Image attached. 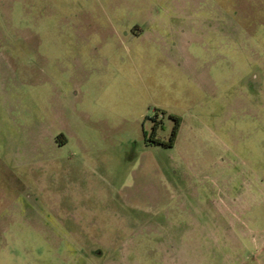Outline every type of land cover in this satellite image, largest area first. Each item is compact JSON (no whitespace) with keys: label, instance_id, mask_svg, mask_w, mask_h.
Listing matches in <instances>:
<instances>
[{"label":"rangeland","instance_id":"rangeland-1","mask_svg":"<svg viewBox=\"0 0 264 264\" xmlns=\"http://www.w3.org/2000/svg\"><path fill=\"white\" fill-rule=\"evenodd\" d=\"M0 264H264V0H0Z\"/></svg>","mask_w":264,"mask_h":264},{"label":"trees","instance_id":"trees-1","mask_svg":"<svg viewBox=\"0 0 264 264\" xmlns=\"http://www.w3.org/2000/svg\"><path fill=\"white\" fill-rule=\"evenodd\" d=\"M169 119L173 121L174 125L169 137L168 141H163V140H159L157 139L156 133H157V128L156 125L153 126V131H152V136L150 139L152 140V142L155 145H159V146H164L166 148H172L175 145V142L177 140V136L179 133V129L181 127V118L175 115H169Z\"/></svg>","mask_w":264,"mask_h":264},{"label":"crops","instance_id":"crops-1","mask_svg":"<svg viewBox=\"0 0 264 264\" xmlns=\"http://www.w3.org/2000/svg\"><path fill=\"white\" fill-rule=\"evenodd\" d=\"M181 129H182V119H181V127H180V129H179V133H178V136H177V140L176 141H178V139L180 138V132H181ZM55 140H54V144H55ZM66 144H67V142H66ZM44 152H42V150H41V148H40V146L39 145H37V156H40V155H42ZM46 153H48V152H46Z\"/></svg>","mask_w":264,"mask_h":264},{"label":"flooded vegetation","instance_id":"flooded-vegetation-1","mask_svg":"<svg viewBox=\"0 0 264 264\" xmlns=\"http://www.w3.org/2000/svg\"><path fill=\"white\" fill-rule=\"evenodd\" d=\"M57 138H58V137H57ZM65 144H66V142H64V143L62 144V146H64ZM99 235H100V234H99ZM103 235H104V234H101L100 236L103 237Z\"/></svg>","mask_w":264,"mask_h":264}]
</instances>
